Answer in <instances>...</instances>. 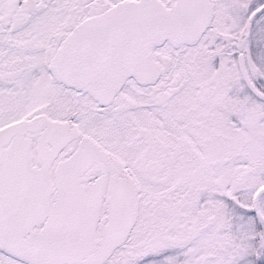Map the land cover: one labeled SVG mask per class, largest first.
<instances>
[{"label": "snow or ice", "instance_id": "snow-or-ice-1", "mask_svg": "<svg viewBox=\"0 0 264 264\" xmlns=\"http://www.w3.org/2000/svg\"><path fill=\"white\" fill-rule=\"evenodd\" d=\"M0 264H264V0H0Z\"/></svg>", "mask_w": 264, "mask_h": 264}]
</instances>
